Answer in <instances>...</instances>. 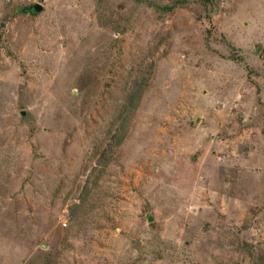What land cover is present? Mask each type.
Here are the masks:
<instances>
[{"label":"rangeland","instance_id":"1","mask_svg":"<svg viewBox=\"0 0 264 264\" xmlns=\"http://www.w3.org/2000/svg\"><path fill=\"white\" fill-rule=\"evenodd\" d=\"M153 1L0 0V264H264V0Z\"/></svg>","mask_w":264,"mask_h":264},{"label":"trees","instance_id":"2","mask_svg":"<svg viewBox=\"0 0 264 264\" xmlns=\"http://www.w3.org/2000/svg\"><path fill=\"white\" fill-rule=\"evenodd\" d=\"M137 1H139V2L147 1L151 5L154 4L155 7H157L159 10H161L162 8L170 10L171 7L173 6V5H170V4L160 5L158 3H155L153 0H137ZM206 1H208V0H204V2H206ZM211 2L213 3L214 0H211ZM27 10H29V8H23V11L27 12ZM31 14H35V13L33 12ZM139 98H140V93H134L132 95H129V102H128L127 105H125V107H124L125 109L123 111L125 113H127L128 110L131 111L134 107H136L137 103H135V102L137 100H139ZM122 130H123L122 134L116 136V142L117 143H121L124 140V137H123L124 136V126L123 125H122ZM102 159H103L105 164H107L110 161V158L107 156V154L102 155Z\"/></svg>","mask_w":264,"mask_h":264},{"label":"water","instance_id":"3","mask_svg":"<svg viewBox=\"0 0 264 264\" xmlns=\"http://www.w3.org/2000/svg\"><path fill=\"white\" fill-rule=\"evenodd\" d=\"M43 8L44 7H43V5L41 3H35V4H33V5L30 6L31 12H34V13H36V12H42L43 11ZM22 114L25 115L26 112L23 111ZM147 219H148V221H152L154 219V217L152 216V213H148L147 214Z\"/></svg>","mask_w":264,"mask_h":264},{"label":"flooded vegetation","instance_id":"4","mask_svg":"<svg viewBox=\"0 0 264 264\" xmlns=\"http://www.w3.org/2000/svg\"><path fill=\"white\" fill-rule=\"evenodd\" d=\"M29 13H33V12H31V10H30V7H29V10H27Z\"/></svg>","mask_w":264,"mask_h":264}]
</instances>
